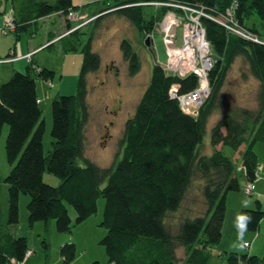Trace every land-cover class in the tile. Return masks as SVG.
<instances>
[{
	"label": "trees",
	"instance_id": "trees-1",
	"mask_svg": "<svg viewBox=\"0 0 264 264\" xmlns=\"http://www.w3.org/2000/svg\"><path fill=\"white\" fill-rule=\"evenodd\" d=\"M100 1L103 6L89 9L91 23L100 24L105 16L115 14L131 22L138 33L161 20L164 9L155 13L149 8L156 3L203 12L202 24L215 58L209 71L211 95L196 116L186 113L169 91L176 84V96L190 92L197 86L196 77L167 75L155 63L133 114L125 120L118 153L109 166H100L85 154L90 108L87 78L101 66L99 53L92 49L94 33L84 44L80 37L70 40L71 35L82 33L79 29L61 36V51H81L82 64L75 93L56 94L51 99L52 145L47 152L36 77L52 80L55 69L34 60L31 63L36 64L35 68L28 65L25 71L15 70L0 83V125H8L5 152L10 164L4 177L7 224L10 227L19 221L21 194L29 196V225L54 220L58 233H70L73 226L94 215L99 198H103L100 225L106 233L100 244L108 264H207L211 245L217 244L222 235L227 194L241 189L235 163L226 147L236 151L243 147L241 165L247 183H254L259 169L253 147L256 142L264 144V0ZM10 6L6 16L13 21V30L30 37L39 19L58 13L68 19L83 7L76 6L73 0H12ZM229 8L238 23L257 40L243 38L214 19ZM66 22L70 29V21ZM0 32L7 34L1 28ZM54 37L49 32V44L42 48L52 52L58 44L52 40ZM119 48L128 74L134 76L141 67L139 54L127 38ZM8 57L9 54L0 56V60ZM238 57L248 64V70L259 82L256 106L226 103L219 111V91ZM216 110L220 116L210 130L211 151L205 152L206 125ZM45 172L57 176L59 184L46 183ZM255 204V208L239 212L252 217L247 231H257L264 217L260 200H255ZM67 205L75 210L74 220ZM9 227L0 228V264H20L29 251L28 242L26 237L14 235ZM181 248L182 260L178 257ZM59 252L63 262L69 264L76 253L74 242L63 243ZM227 259L230 264H264V253L256 256L230 252Z\"/></svg>",
	"mask_w": 264,
	"mask_h": 264
},
{
	"label": "rangeland",
	"instance_id": "rangeland-1",
	"mask_svg": "<svg viewBox=\"0 0 264 264\" xmlns=\"http://www.w3.org/2000/svg\"><path fill=\"white\" fill-rule=\"evenodd\" d=\"M1 2L6 3L7 6L12 4V0H1ZM73 3L76 6H83V10L79 12L80 15H83L84 12L86 13L85 10L91 9V11H93L96 10V7L100 8L103 6L100 0H97V2L89 0H73ZM149 8L153 11L155 10V13L164 9L160 20L161 22L158 21L153 28H145L140 33H138L136 27H134L131 22L123 17L115 16V14L105 16L101 23L97 24L96 22L91 23L92 18L87 17L86 14L84 16H78L79 13L76 16H70L66 19L71 23L72 27L70 29L67 28V25L65 26L63 18L59 19V17H56L55 20L50 16L49 18H45V20H38L34 26L35 32L33 37H30L28 33L22 32L25 38H33L34 40L42 41L46 36L45 32L48 26L54 30H61L63 32L66 30L67 33L79 29L82 33L79 35H71L70 40L75 41L77 37H80L83 44L87 42L90 34L92 32L94 33L92 49L99 53L101 57V66L97 73L90 74L87 78V86L89 88L88 102L90 108L89 119L85 127V154L100 166H109L118 153L121 146L125 120L133 114L136 104L149 82L152 66L155 63L160 65L167 64L168 66L170 51L172 52L171 54L177 56V52L179 53L181 50L184 51L186 49L189 51L186 46L187 41H190L191 43L197 41V39L190 36L192 30H186L188 24L185 21L174 24L173 20L169 17L172 14L178 18H187L188 20L190 16L188 15L187 17L188 13L186 11L179 10L176 6L165 4L153 7L150 6ZM223 20L226 21V19ZM162 22L164 24L163 29H161ZM168 25H170V28H168ZM10 34L11 33H8V35ZM124 38L131 41L134 50L140 56L141 67L139 72L134 76L128 74L127 62L123 59L122 52L119 48V44ZM146 41L148 43H146ZM48 44L49 41L47 39L46 45ZM204 44H206L205 41ZM193 45L192 49H190L192 51L196 50L197 47V44ZM61 46L62 42H58L56 47L52 49V52L44 50L34 58L35 61L38 59L40 63L44 62L45 66L56 70V74L52 80L45 81L40 76L36 77L38 94L42 98L40 106L45 120L43 146L46 152L52 145L50 135L51 99L56 94L66 95L75 93L82 64L81 51L68 52L65 54L61 51ZM49 49H51V47ZM31 55L32 54L27 53L24 56L29 57L28 63L32 67L33 63L30 61L32 58ZM2 57H5V54ZM13 59L16 61L24 59V57L13 56L12 58H8V60ZM212 59L214 65L215 58L213 53ZM57 66L60 68L58 71ZM172 67L179 73L187 72L186 69H180V66L176 67L173 65ZM248 69V64L239 57L230 66L218 95L217 109L219 111L226 103L246 107L256 106L259 82L253 77ZM63 78L67 83L73 79L74 84L65 86L61 89L59 86V80L61 79L62 81ZM51 85H53V87H51ZM211 92L212 86L209 83L208 93L206 94L202 90L200 96L207 95L205 98L206 101L210 97ZM190 103L193 102L190 101ZM194 105L197 104L195 103ZM218 110L214 111L209 116L206 125L203 146L205 152L211 151L209 146L210 130L220 116ZM7 132L8 125H0V228L8 229L7 184L4 182V177L10 170V164L7 162L5 152V139ZM253 148L254 151L258 153L259 161L264 162V144L262 142H256ZM226 149L233 151L229 147H226ZM232 160L237 167L238 159L233 157ZM261 172L262 169L259 170V174ZM238 177L241 189L239 191H231L228 193V211L223 222L222 235L217 244L211 245V252L218 253L220 259H217L213 254L210 259L213 262L210 264H214L216 261L220 264H226V261L228 260L227 256L230 252L248 253L256 256H262L264 253V217L261 220L257 231H247L244 235V241H251L252 238L257 235L252 242L251 247L249 249H246L245 247L241 249L238 247L241 242L237 239L238 233L235 223L236 217L239 213L236 211L237 206H240V210L252 209L256 207L255 200L258 199L260 200L264 211V193L260 195L249 194V196L245 193L244 187L246 185L243 187L244 180L240 173H238ZM43 180L46 183L55 186L60 182V179L57 176L48 172L44 173ZM260 184L262 185L261 187H263V182ZM24 197H26L25 200ZM245 200L249 201L248 206H251L250 208L242 207ZM28 201L29 196L25 194L20 195L19 221L13 225V227L17 228L16 233L19 234L17 236L26 237L29 248L34 250L31 258L28 259L25 264H65L59 252L62 245V239H65L64 242H74L76 247L75 257L69 264H91L93 261H97L98 264H108L105 249L100 244V239L106 233V229L100 225L104 208L103 198H99L98 200L97 212L83 222L76 225L74 224L75 226H73L70 233H58L54 220H50L48 224L43 221H37L32 226L29 225L26 209ZM67 209L72 220H74L76 215L75 210L69 205H67ZM230 215H233L234 220L233 217H231V219L229 218ZM10 229L13 230V228ZM178 257L180 260L183 259L182 248L178 251ZM8 264L14 263L8 262Z\"/></svg>",
	"mask_w": 264,
	"mask_h": 264
},
{
	"label": "built area",
	"instance_id": "built-area-1",
	"mask_svg": "<svg viewBox=\"0 0 264 264\" xmlns=\"http://www.w3.org/2000/svg\"><path fill=\"white\" fill-rule=\"evenodd\" d=\"M156 4L162 5L161 3H156ZM168 5L176 6L179 10H184L188 13L187 17L189 15L190 18L188 20L187 18L182 19V21H185L188 24V28L186 30L187 31L192 30L190 36L197 39V41H193V43L187 41L186 46L189 49V51H187L186 49L184 51L181 50L179 53L177 52V56L171 54L172 52L170 51L168 58V66L167 64L165 65L162 64L161 67L167 75L185 77L187 75L192 74L196 77L197 79L196 88L186 94L176 96L178 92V86L176 84H173V86L170 89L171 97L177 98L178 104L181 107V109L188 114L196 116L202 104L205 103V98L207 97V95L200 96V92L203 90L204 93L206 94L208 93L209 83H210L208 74L213 66L212 49L206 38L205 29L203 27L202 19H201L203 16V12L199 10L190 9L182 5H175V4L174 5L168 4ZM235 6L237 5H234L232 8L235 9ZM169 17L173 20V23L176 24L174 22V19L178 17L172 14ZM214 19L223 26H225L227 29L232 31L233 33L243 38L257 40L256 36H253V34L249 32V30L242 27L238 23L237 19L234 17V13L231 8L227 9L224 15H221L219 18H214ZM223 19H226V21H224ZM163 26L164 24L162 22L161 29H163ZM169 26L170 25H168V27ZM0 28L3 33H7L8 31L14 29V23L10 18L6 17ZM204 41L206 44H204ZM193 44H197L196 50L194 51L190 50L194 46ZM173 65L176 67L180 66V69L183 70L186 69L187 72L179 73L176 69L172 67ZM190 101H192L193 103H190ZM195 103L198 106L194 105ZM247 184L244 188H245V193L249 195L252 194L254 185L252 183H247ZM244 242H246L247 245L246 247H248L250 243L248 241H244ZM30 253L31 251H28L26 255Z\"/></svg>",
	"mask_w": 264,
	"mask_h": 264
},
{
	"label": "crops",
	"instance_id": "crops-1",
	"mask_svg": "<svg viewBox=\"0 0 264 264\" xmlns=\"http://www.w3.org/2000/svg\"><path fill=\"white\" fill-rule=\"evenodd\" d=\"M10 10H11V6H7L6 3H2L1 0H0V26L3 24L5 18L7 17L6 15L9 14ZM81 10H83V9H81ZM81 10L78 11V13L81 12ZM85 11H86V13L84 12L83 15H80V13H79L78 16H84L86 14L87 17H90L91 11L89 9L85 10ZM50 16H52L54 19L56 17H59V19L63 18L65 26H66V22H65L66 19H65V17L62 14L58 13V14H54V15H50ZM50 16L44 17V18L39 19V20H45V18H49ZM179 19H181V18H179ZM60 31L61 30H54L53 28L48 26L47 30L45 32L46 36H45V38H43L42 41H37V40H34L33 38H25L22 33L17 34V33H15L14 30L13 31H8L7 34H2L0 32V56H3L4 54L6 56V55L9 54L8 58H12L13 56H23L24 57V59H19V60H16V61L14 59L13 60H8V58H4V59L0 60V61H5L4 63L0 64V83L5 81V80H7L11 76L13 71H15V70L25 71L26 70V66L29 65V63H28V58L29 57H25L24 55H26L27 53L28 54H32L31 55L32 58L30 59V61L31 62L34 61L35 60L34 58H36V55L40 54L42 51L45 50V48H42V47H44L47 44V39H48L49 32H51V33H53L55 35L54 39H52L53 41L57 40L55 43H57L59 41L58 38L60 36H62L64 34H67L66 30H65V32H63V31L60 32ZM8 33H11V34L8 35ZM36 62L40 63V61L38 59H37ZM42 63H43V65H45L44 62H42ZM34 67H35V65L32 64L31 68H34ZM58 70H60V68L57 66V71ZM64 80H65L64 78H63L62 81H61V79L59 80V83H60L59 86L61 87V89L63 87H65V86L74 84L73 79L70 82H68V83L66 82V80L65 81ZM239 149L240 150H237V151L236 150L230 151V149H227V153H229L232 156V158L234 157L235 159H238V162H237L238 166L236 167V169H237V172L240 173L242 175V177H243V180H244L243 187H244L247 184V182H246V178L244 176V171H243V168H242V165H241V152L240 151L243 150V147H240ZM256 154H257V157H258V153H256ZM258 162H259V169H258V172H257L256 179H255V181L253 183L254 188H253L252 194H254V195L255 194L260 195V194L264 193V162H260L259 158H258ZM260 169H262V172L259 174V170ZM261 182H263V187H261L262 186L260 184ZM227 197H228V194H227ZM25 199H26V197H24V200ZM239 207L240 206H237V208H236L237 213L240 212L239 211L240 210ZM242 207H243V205H242ZM250 207L248 206L247 208H250ZM227 211H228V209L226 208V214H227ZM225 217H226V215H225ZM231 217H233V215H230L229 218L231 219ZM233 220H234V217H233ZM51 224H53V223H51ZM10 228H13V230H11ZM9 229H10V231L12 233H14V235H19V234L16 233L17 228L13 227V225L10 226ZM256 236L253 237L251 241H249L250 242L249 248L251 247V244L254 241V239L256 238ZM64 241H65V239H62V244L65 243ZM211 249L212 248L209 249L210 250V257H209V259L207 261V264H210L211 262H213L212 260H210L211 256L213 254H214L213 256H215L217 259H220L219 254L211 252ZM29 251H31V253L26 255V258L20 264H25L26 261L31 258L34 250L29 248ZM227 261H226V264H230L229 262L227 263ZM11 263H13V262H11ZM14 264H16V263H14ZM180 264H181V262H180ZM214 264H220V263L218 261H216Z\"/></svg>",
	"mask_w": 264,
	"mask_h": 264
},
{
	"label": "clouds",
	"instance_id": "clouds-1",
	"mask_svg": "<svg viewBox=\"0 0 264 264\" xmlns=\"http://www.w3.org/2000/svg\"><path fill=\"white\" fill-rule=\"evenodd\" d=\"M249 205V201L245 200L243 202V207L247 208ZM252 217L247 212L239 213L236 217V229H237V239L241 243L238 245L241 249L246 247V242H244V235L248 230V224L251 223Z\"/></svg>",
	"mask_w": 264,
	"mask_h": 264
},
{
	"label": "bare ground",
	"instance_id": "bare-ground-1",
	"mask_svg": "<svg viewBox=\"0 0 264 264\" xmlns=\"http://www.w3.org/2000/svg\"><path fill=\"white\" fill-rule=\"evenodd\" d=\"M180 21H182V19H179V18H175V19H174V22H175V23H179ZM168 28H170V26H169Z\"/></svg>",
	"mask_w": 264,
	"mask_h": 264
},
{
	"label": "water",
	"instance_id": "water-1",
	"mask_svg": "<svg viewBox=\"0 0 264 264\" xmlns=\"http://www.w3.org/2000/svg\"><path fill=\"white\" fill-rule=\"evenodd\" d=\"M146 43H148V42L146 41Z\"/></svg>",
	"mask_w": 264,
	"mask_h": 264
}]
</instances>
